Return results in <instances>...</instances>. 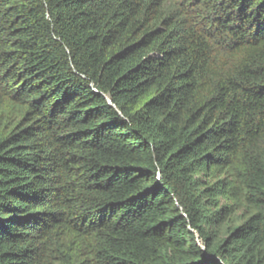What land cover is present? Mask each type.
Wrapping results in <instances>:
<instances>
[{"label": "trees", "instance_id": "obj_1", "mask_svg": "<svg viewBox=\"0 0 264 264\" xmlns=\"http://www.w3.org/2000/svg\"><path fill=\"white\" fill-rule=\"evenodd\" d=\"M0 264H264V0H0Z\"/></svg>", "mask_w": 264, "mask_h": 264}, {"label": "rangeland", "instance_id": "obj_2", "mask_svg": "<svg viewBox=\"0 0 264 264\" xmlns=\"http://www.w3.org/2000/svg\"><path fill=\"white\" fill-rule=\"evenodd\" d=\"M240 214L241 213L239 212L235 216H233V218H232L233 223L236 224V225H238L240 223L239 222V220H240Z\"/></svg>", "mask_w": 264, "mask_h": 264}, {"label": "water", "instance_id": "obj_3", "mask_svg": "<svg viewBox=\"0 0 264 264\" xmlns=\"http://www.w3.org/2000/svg\"><path fill=\"white\" fill-rule=\"evenodd\" d=\"M109 102H111V100L108 98Z\"/></svg>", "mask_w": 264, "mask_h": 264}]
</instances>
